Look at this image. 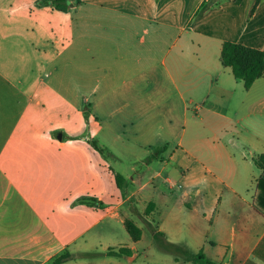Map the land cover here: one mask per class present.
<instances>
[{"label":"crops","instance_id":"0c3cea01","mask_svg":"<svg viewBox=\"0 0 264 264\" xmlns=\"http://www.w3.org/2000/svg\"><path fill=\"white\" fill-rule=\"evenodd\" d=\"M54 1L0 0V264L131 263L134 212L264 264V75L245 90L220 56L264 51V0Z\"/></svg>","mask_w":264,"mask_h":264},{"label":"trees","instance_id":"16d2710c","mask_svg":"<svg viewBox=\"0 0 264 264\" xmlns=\"http://www.w3.org/2000/svg\"><path fill=\"white\" fill-rule=\"evenodd\" d=\"M259 0H256V3ZM57 8H63L61 2L64 0L54 1ZM221 61L226 67H230L233 76L240 80L243 84V88L247 90L252 83L264 75V51L246 47L241 44L225 42L221 48ZM254 166L261 171V177L256 182V195L253 200V206L257 212L264 215V154H259L252 159ZM116 183L119 186L121 176L115 175ZM151 204L146 207L145 214L150 211ZM144 222L151 227L149 221L143 219ZM124 226L132 241L136 242L141 238V230L130 220L124 221ZM153 238L156 241L158 247L167 253H171L177 258H182L191 264H218L212 262L204 256L200 250L197 253H192L187 247L178 245L168 241L165 235L156 229H152ZM109 256H130L131 251L126 247H120L117 251L109 249L106 253ZM68 255L63 254L57 260L55 264H60L63 260L67 259Z\"/></svg>","mask_w":264,"mask_h":264},{"label":"rangeland","instance_id":"374dc122","mask_svg":"<svg viewBox=\"0 0 264 264\" xmlns=\"http://www.w3.org/2000/svg\"><path fill=\"white\" fill-rule=\"evenodd\" d=\"M82 133L84 134V132ZM131 218L134 220L135 225L141 230L142 236L140 242L135 246L137 258L131 263L126 261V264H186L188 262L182 258L176 259V256L171 253L164 252L158 247L156 241L153 238L152 232V229H156L154 222H149L151 225V227H149L148 224L141 219L137 212L131 214ZM120 230L123 234V237L128 239V241H131L126 229L123 228L121 224H119V231ZM181 246L186 247L185 245ZM189 250L194 253L193 250L195 249Z\"/></svg>","mask_w":264,"mask_h":264}]
</instances>
